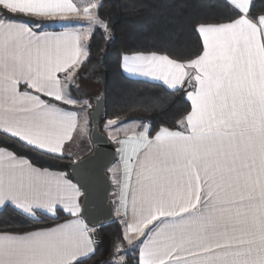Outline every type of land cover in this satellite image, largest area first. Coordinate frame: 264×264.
Segmentation results:
<instances>
[{"label":"snow or ice","instance_id":"obj_1","mask_svg":"<svg viewBox=\"0 0 264 264\" xmlns=\"http://www.w3.org/2000/svg\"><path fill=\"white\" fill-rule=\"evenodd\" d=\"M103 7L0 0V212L17 225L72 217L32 230L5 221L0 264H88L100 247L87 163L72 159L60 171L40 158L70 157L74 134L87 129L81 115L92 105L80 76L92 36H110ZM254 8V0H216L213 18L190 23L191 50L121 53L129 77L186 103L173 126L106 121L124 180L121 231L99 264H129V252L135 264H264V7Z\"/></svg>","mask_w":264,"mask_h":264},{"label":"trees","instance_id":"obj_2","mask_svg":"<svg viewBox=\"0 0 264 264\" xmlns=\"http://www.w3.org/2000/svg\"><path fill=\"white\" fill-rule=\"evenodd\" d=\"M103 4L100 11L109 23L110 36L101 29L95 32L90 40V57L81 73L86 76L98 70L102 74L99 80L100 90L105 95L104 120L119 116L120 119H138L150 123L152 127H158L161 123L173 126L175 114L186 103L184 98L167 96L152 82L128 77L119 66V57L125 50L135 49L175 48L180 45L182 50H191L190 23L202 17L213 18L217 14L214 9L216 0H103ZM254 4V11L259 12L264 7V0H254ZM88 152H81L77 156L70 154L62 161L44 163L47 158H40V162L45 167L67 171L66 166L71 164L72 159ZM68 218L60 212L58 218L45 216L38 224L28 220L17 225V218L11 211L0 212V228L8 221L13 226L32 230L52 227ZM113 221L98 228L96 239L100 241V247L88 264H99L109 258L111 245L121 231L117 216ZM132 257L133 254L129 252V264H135Z\"/></svg>","mask_w":264,"mask_h":264},{"label":"water","instance_id":"obj_3","mask_svg":"<svg viewBox=\"0 0 264 264\" xmlns=\"http://www.w3.org/2000/svg\"><path fill=\"white\" fill-rule=\"evenodd\" d=\"M99 92V95L93 99L92 107L87 116L90 122L88 141L91 149L76 160L86 162L90 170L88 210L92 213L93 218L105 225L115 219L114 205L110 201L113 183L109 177V169L117 159V151L115 143L109 140V136L100 129V124L106 117V110L104 92ZM70 165L69 163L66 166L67 171ZM81 203L83 207V197H81Z\"/></svg>","mask_w":264,"mask_h":264},{"label":"crops","instance_id":"obj_4","mask_svg":"<svg viewBox=\"0 0 264 264\" xmlns=\"http://www.w3.org/2000/svg\"><path fill=\"white\" fill-rule=\"evenodd\" d=\"M44 30H48V31H61L62 29L59 28V27H56V26H50V27H46ZM124 74L127 75L126 73H124ZM101 75H102L101 72H99L98 70H96V72L94 71L92 74L90 73V74H87L86 76H85L84 73H81V76L80 77H82V78L87 77L86 78L87 80H91V81H88V82L96 83V82L99 81V79H101ZM130 78L144 80L143 78H138V77H130ZM94 98L95 97H93V99ZM93 99L90 100L91 103H92ZM88 113H89V110L85 112V116H83V114L81 115V123H83L85 119L88 121L86 131L84 133H80L79 131L76 132L74 134L73 141L67 146V152L70 153L72 156H75L74 153H76L77 150H81V148L85 146V142L84 141H86V140L89 139L88 134H89V128H90L89 123L90 122H89V118L87 117L88 116ZM122 120H130V121H137V122H140V123H145V122H142V121H138V119H122ZM115 145H116V151H117L118 145L116 143H115ZM116 153H117L118 163L115 164V165H117V167H115L116 169H115V175H114V177H115L114 182L112 180L113 188L111 189L112 190V194H111V200H110L113 203V205H114V211H115L114 214H115V217H116V207H117V205L119 203V198H120V195H121V185H122L123 180H124L123 172H122V165L120 163V158H119V153L118 152H116ZM61 212H63V211H61ZM64 214H66L67 216H69L68 219H72V217L69 214H67V213H64ZM64 222H65V220L62 221V222H60V223H64ZM126 247H128V245Z\"/></svg>","mask_w":264,"mask_h":264},{"label":"rangeland","instance_id":"obj_5","mask_svg":"<svg viewBox=\"0 0 264 264\" xmlns=\"http://www.w3.org/2000/svg\"><path fill=\"white\" fill-rule=\"evenodd\" d=\"M88 81H91V80H87L86 78L80 77V85H81L82 92H83V98L84 99H88L89 100V103L92 104L90 100H92L93 97H97L99 95V93H100L99 91H101L100 90L101 89V84H100V80L98 82H96V83L88 82ZM90 109H91V107L90 108H87V111L88 110L90 111ZM83 116H85V113H83ZM106 121L107 120H104L101 123V128L100 129H102L108 135V133H107L108 130H106V128H105ZM138 121H141V120H138ZM113 134H115V132H113ZM88 140L84 141L85 142V146L82 147L81 150H77V152L74 153L76 156L79 155V153H81V152L90 151L89 148L91 149V145H90V142ZM109 140L113 141L111 138ZM117 159L115 160V162L112 164V166L109 169V174H110L109 177H111V180H113V182L115 180V177H114V175H115V169H116L115 167H117V165H115V164L118 163V160Z\"/></svg>","mask_w":264,"mask_h":264}]
</instances>
